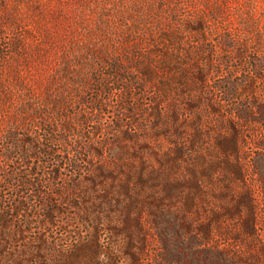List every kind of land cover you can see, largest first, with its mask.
<instances>
[{
	"label": "rangeland",
	"instance_id": "374dc122",
	"mask_svg": "<svg viewBox=\"0 0 264 264\" xmlns=\"http://www.w3.org/2000/svg\"><path fill=\"white\" fill-rule=\"evenodd\" d=\"M24 182L60 214L1 215L0 264H264V0H0L1 212Z\"/></svg>",
	"mask_w": 264,
	"mask_h": 264
},
{
	"label": "trees",
	"instance_id": "16d2710c",
	"mask_svg": "<svg viewBox=\"0 0 264 264\" xmlns=\"http://www.w3.org/2000/svg\"><path fill=\"white\" fill-rule=\"evenodd\" d=\"M97 103H98V101H95V100L94 101H91V104H97ZM96 130L93 131V132H91L92 135H94L96 133ZM52 133H54L53 130H51V132H47V134H48L47 140H49V142L51 144H53V143H55L57 141L55 138H53V135L54 134H52ZM177 136H178V134H176L174 136V138H176ZM9 139L10 140H13V141H19V146L16 145V146L13 147V149L21 152L22 153V156L24 157V159L27 160V163L33 157V151H35L36 149H39V146L36 145L35 142L32 141L30 138H28V136H24L23 135L21 137H19V136L16 137L15 135H11L9 137ZM172 143H173V145L177 144L175 142V140ZM220 145H221V143H220ZM100 147L101 146H98V148L88 147V148H86L84 150L87 151V152H89L92 155L99 156L100 155V151H99V148ZM235 150H236L235 149V146H231L229 148H226L224 146V156L230 158V156H233ZM73 152L80 154L81 148L79 150L74 149ZM44 153H45V155H49L50 154V152L49 153L48 152H44ZM113 153H114V150L112 151V154ZM124 153L125 152L122 149L120 156L122 154H124ZM115 155L117 157H119V152L116 153ZM223 164L226 165V167L227 166L230 167L226 163H223ZM164 166H166V165H164ZM28 168L31 169L30 166H28ZM122 168H123L122 165H118V172H116V173H112V172L108 171L103 166L98 167L97 170H92L90 172L92 176L88 180V184H90L91 186H93V189H92L93 191H91L90 194H93L94 192L96 193V190L95 189L98 186H102L105 183H107L109 180L112 181L114 179L115 181H117V183H120V185H118V190L119 191L117 192V194H120V195H118V196L121 197V199H123L126 196V194H124V192H129L128 193L129 195H128L127 198L128 199H134V197L133 198L131 197V194L133 195V193L131 192L132 182L129 179L126 180V181L119 180V178H117L115 176L117 174H118V176L121 175ZM231 169L233 170V168H231ZM48 173L52 177L53 180H57L59 178V170L56 169V168L51 169ZM235 174H236V172H235ZM113 176H115L116 178H114ZM196 176H197V172H196ZM15 177L16 178H13L14 181L17 179V176H15ZM22 184L24 185L23 187H25L24 188L25 191L24 190L22 191V195L21 196H19L17 194V197H16L17 198L16 199L17 201H16V203H15L14 206H11V207L7 208L8 209V212L3 213V212L0 211V217H1V215H4V214L5 215H9L12 212H15L16 215H20L21 213L27 212L29 214H32L31 216H29L30 219L27 218V221H32V219H39V218H41L42 219L41 220L42 223H48V224L53 225L55 223V220L54 219L58 216V214H60V211L54 207L55 203H54L53 199L51 197H49V195H47L44 192H42L40 190L39 186L29 185L26 182H24ZM115 187L116 186H113L112 187L113 190H115L114 189ZM77 188H78V185L76 184V185H74V187L72 189H70V191L73 192ZM50 193L53 195V192L52 191ZM84 193L86 194V192H84ZM111 193L114 194L113 191ZM62 194H64V193L61 190H57L56 195H62ZM65 194H67V193L65 192ZM110 195L111 194H109V195H102V196H99V197H96L95 196V197H96V199L101 198V199L106 200V201L108 199L109 200L108 201L109 202V205L112 206L111 203L112 202H115V200H114V198H112V200H111L110 198L112 197V195L111 196ZM91 199H92V197H91ZM65 200L68 201L69 199L66 198ZM80 201H81L80 204L83 203V205H85V203H86L85 208H82L80 210V215L82 216L83 222H86L87 221L86 218H89V217L92 218V219H94V221H97L96 219H97L98 216H97L96 213H98L97 211L99 209H101V206L103 205V203L105 201L102 202L101 204H94V208L95 209L94 208L91 209L89 207L90 201H87V202L85 201L84 202L83 197L80 198ZM119 203H120V201H119ZM38 205L40 206V210H38ZM34 210L41 211L42 214L41 215L40 214H35ZM19 212H21V213H19ZM228 214H229L228 216H230V218H234V216H235V214H234L233 211L229 212ZM83 216L86 217V218L84 219ZM109 230L111 231L110 228H109ZM80 250L81 249H79L78 252H80Z\"/></svg>",
	"mask_w": 264,
	"mask_h": 264
}]
</instances>
